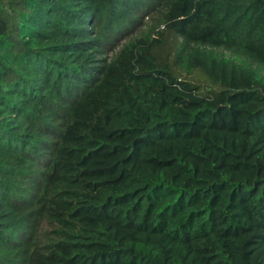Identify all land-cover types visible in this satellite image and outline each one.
<instances>
[{
	"label": "trees",
	"instance_id": "16d2710c",
	"mask_svg": "<svg viewBox=\"0 0 264 264\" xmlns=\"http://www.w3.org/2000/svg\"><path fill=\"white\" fill-rule=\"evenodd\" d=\"M0 264H264V0H0Z\"/></svg>",
	"mask_w": 264,
	"mask_h": 264
}]
</instances>
